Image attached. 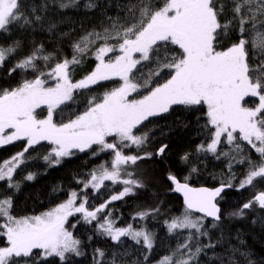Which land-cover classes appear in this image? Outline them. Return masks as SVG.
<instances>
[{
  "label": "snow or ice",
  "instance_id": "6c2138e0",
  "mask_svg": "<svg viewBox=\"0 0 264 264\" xmlns=\"http://www.w3.org/2000/svg\"><path fill=\"white\" fill-rule=\"evenodd\" d=\"M233 5L231 19H222L225 5L219 0H161L155 5L152 0H141L139 5L134 6V11L130 9L133 17L136 11L139 12L137 22L130 26L114 22L111 28H105L102 33H88L73 45L71 59L56 62L46 73L37 67V62L43 59L47 64L52 56L43 55L42 45L34 47L29 55L9 69L10 76L18 69H31L39 74L33 79L22 80L15 87L0 88V146L26 141L22 151L0 164V182L7 180L10 190L18 189L19 183L14 181V173L25 163L31 149L40 145L41 141H47L49 150L42 158L48 166L60 164L62 158L74 154L73 149L80 152L92 150L94 156L111 152L110 167L102 163L89 174L90 179L77 180L78 184H83L81 192L88 188L99 190L104 181L121 183L124 187L93 210L86 208V195L77 206L78 193L72 191L68 199L55 208L39 215L23 217L12 214L13 201L10 196L0 198V241H3L0 245V264H21V261L29 264L33 256L37 257L34 264H43L53 256L63 262L67 259V253L81 255L80 241L65 228L68 217L80 213L86 223L98 221L99 214L105 212L112 201L134 194V189L144 186L133 172L127 170V166L135 165L138 160L153 154H125V149L135 147L142 150L149 134L138 135L139 128L149 117L169 112L172 105L206 106L211 139L206 147L203 144L198 146L197 151L216 154L217 146L224 142L222 137H226L231 150L239 157H231V160L249 166L240 188L253 186L257 179L264 180V0H233ZM67 6L60 4L61 8ZM46 10L45 2L39 11ZM31 11L35 14L38 9L33 6ZM42 22L41 15L29 17L25 14L21 10L20 0H0V31H7L15 25L33 27ZM229 29L238 30L236 42L218 49L221 33L227 35ZM101 40L103 43L91 51L92 46ZM110 40L113 43H109ZM249 44L260 61L255 68L250 65ZM161 45L170 53L162 60L158 53ZM18 47V43L0 47V67ZM90 52L97 61L94 69L82 79L74 81L70 66L80 64ZM134 54H138V57ZM154 55L157 57L155 69L149 72L147 79L141 77L143 84L139 80L134 82V70L138 71V66L151 61ZM165 70L168 78L151 87L154 82L152 78L160 77ZM114 77L122 81L119 87L105 92L102 98H89L85 110L74 118L66 122L55 121L57 110L66 102L73 101L77 92L83 94L91 86ZM49 80L53 81L54 86L48 84ZM141 89L146 94L140 99L129 98L133 93L140 94ZM246 97H258L256 106L246 107L242 103ZM42 105L47 107V115L38 118L36 109ZM109 138H112L111 142ZM240 141L246 142L258 154V163L243 154ZM167 147L166 144L161 146L155 155L162 156ZM224 155L229 156L230 153L225 152ZM188 159L187 154L181 157L184 162ZM231 167L230 162L229 169ZM196 170L192 168L193 172ZM34 175L29 173L25 179L31 181ZM167 178L174 185L172 190L183 194L185 204L181 216L165 221L168 233L187 229L188 235L184 243L171 255L164 256L158 264H193L205 248L216 246L209 242L193 250L192 242L208 236L204 224L206 217L213 218V228L217 226L215 222L221 217L216 198L232 184H222L215 189H196L189 187L187 182L181 183L172 173ZM254 204L264 209V191L244 203L233 215H242L243 210ZM194 212L203 216L194 217ZM150 214L141 211L136 216L143 219ZM110 216L109 212L103 223H97L99 234L114 242L127 236L137 244L142 242L148 250L153 248L151 232L143 228L134 229L131 224L115 227ZM34 249L40 251L34 253ZM96 251L100 257L104 256L102 250ZM240 255L248 264H254L247 253ZM229 264H237L235 251Z\"/></svg>",
  "mask_w": 264,
  "mask_h": 264
},
{
  "label": "trees",
  "instance_id": "16d2710c",
  "mask_svg": "<svg viewBox=\"0 0 264 264\" xmlns=\"http://www.w3.org/2000/svg\"><path fill=\"white\" fill-rule=\"evenodd\" d=\"M45 2L47 10L39 11L40 6ZM140 2L141 0H20L21 10L26 15L29 17L41 15L43 22L33 27L21 28L15 25L10 26L7 31H0V47L19 44L16 52L9 56L0 67V88L15 87L22 80L33 79L39 74L31 69H18L13 75H9V69L13 68L18 60L29 55L34 47L42 45L43 55L52 56L47 64L43 59L37 62V67L46 73L50 67H54L56 62L65 58L71 59L73 45L88 33H102L105 28H111L114 22L129 26L137 22L139 12L136 11L133 17L130 9L134 11V6L139 5ZM219 2L225 5L222 19L224 17L231 19L233 0H219ZM62 3L68 6L61 8ZM152 3L159 4L161 0H152ZM33 6L38 9L35 14L31 11ZM238 35V30L233 29H229L227 35L222 32L217 45L218 49L226 48L236 42ZM101 43H103L102 40L97 41L91 51H94ZM109 43L113 41L110 40ZM249 52L251 53L250 65L255 68L260 61L251 44H249ZM158 53L161 60L170 55L163 45L158 49ZM134 55L138 57V54ZM156 60L157 57L154 55L151 61L139 65V70H134V82L139 80L143 84L149 72L155 69ZM96 63L90 52L80 64L70 66L72 79L74 81L82 79L94 69ZM167 78V70H165L160 77L152 78L154 82L150 86L155 87ZM120 83V79L114 77L91 86V89L84 91L83 94L77 92L73 101L66 102L61 109L57 110L54 116L55 121L66 122L74 118L76 114L85 110L89 98L94 96L102 98L105 92L118 87ZM48 84L52 85L53 81L49 80ZM143 94H146V91L141 89L140 94L133 93L130 98L139 99ZM242 103L246 107H255L258 97H246ZM206 111L205 105H172L169 112L149 117L137 132L138 135L145 132L149 134V139L142 150L135 147L130 150L125 149V154L141 156H145L146 153L153 154L138 160L135 165L127 166V170L133 172L135 178L144 186L134 189V194L112 201L105 212L99 214L98 221L86 223L80 213L69 216L65 222V228L80 241L81 255L67 253V259L63 262L59 257H48L43 264H158L164 256L171 255L187 239L188 230L177 229L173 234L168 233L165 221L181 216L185 211L182 199L172 190V182L167 178L169 173L174 174L179 181L193 186L214 187L220 184L227 185L229 182L232 184V187L224 191L218 200L221 207V220L215 222L217 226L213 228L214 221L204 219L208 236L192 242L193 250L196 246L203 247L209 242L216 246L211 249L205 248L193 264H229L234 251L237 264H248L240 253H247L248 259L254 264H264V209L254 204L249 209L243 210L242 215H233L244 203L253 200L256 193L264 191V180L257 179L253 186L239 187L249 171V166L247 163L239 164L231 160V157L237 159L239 157L235 151L231 150L226 137H223L224 142L217 146L216 154L197 151L198 146L202 144L206 146L211 139ZM45 114L44 108L37 111L39 118H43ZM111 139L109 138V142ZM165 144L168 146L165 153L162 156L155 155ZM240 144L244 148L243 154L258 163V154L247 146L246 142L240 141ZM25 145L26 141L20 140L0 146V164L22 151ZM48 150L47 141H41L40 145L29 151L25 163L14 173V181L19 183L18 189L10 190L7 180L0 182V198L9 196L12 198L14 216H32L46 212L64 202L72 191L78 192L80 201L86 195V208L93 210L109 200L111 195L123 190L124 185L121 183L113 184L111 181H104L99 190L88 188L81 192L83 184L77 183V180L90 179L89 174L93 169H98L102 163H107L110 167L112 160L110 151L98 156H94L92 150L75 151L73 155L62 158L60 164L48 166L42 158ZM225 152H229L230 155L225 156ZM185 154L189 156L187 162L181 160ZM230 162L231 169H229ZM192 168L197 170L193 172ZM29 173L35 174L31 181L25 179ZM154 209L159 211L152 212ZM141 211L152 214L141 219L136 216ZM109 212L111 213L109 218L115 222V227H126L131 224L134 229L143 228L151 232L153 248L148 250L144 248L142 242L137 244L127 236L121 237L119 242H114L109 237L99 234L97 223H103ZM193 216L199 215L193 214ZM73 224L76 225L75 228L72 227ZM2 244L3 241H0V245ZM97 249L104 252L103 257L99 256ZM33 251L36 253L40 250ZM36 261L37 257L33 256L29 264H34Z\"/></svg>",
  "mask_w": 264,
  "mask_h": 264
},
{
  "label": "water",
  "instance_id": "95a60500",
  "mask_svg": "<svg viewBox=\"0 0 264 264\" xmlns=\"http://www.w3.org/2000/svg\"><path fill=\"white\" fill-rule=\"evenodd\" d=\"M181 183H185V182H183V181H180ZM188 184V183H187ZM173 185V184H172ZM189 185V187H191V188H196V189H199V188H208V189H215V188H217V187H220L222 184H220V185H217V186H214V187H208V186H193V185H190V184H188ZM173 188H174V185H173ZM228 189V187H226L225 188V190L224 191H226ZM223 191V192H224ZM176 195H178L181 199H182V202H183V205H184V207H185V204H184V196H183V194L181 193V192H175V191H173ZM223 192L221 193V195L219 196V197H217L216 198V203H217V206L219 207V209H220V213H219V215H220V217H221V207H220V205H219V203H218V200H219V198L222 196V194H223ZM193 214H195V215H199V216H203V214L202 213H196V212H194ZM205 219H207V220H209V221H214L213 220V218H211V217H206ZM221 220V219H220ZM219 220V221H220ZM219 221H217V222H219Z\"/></svg>",
  "mask_w": 264,
  "mask_h": 264
},
{
  "label": "rangeland",
  "instance_id": "374dc122",
  "mask_svg": "<svg viewBox=\"0 0 264 264\" xmlns=\"http://www.w3.org/2000/svg\"><path fill=\"white\" fill-rule=\"evenodd\" d=\"M121 83H122V81H121ZM121 83H120V84H121ZM52 85H53V84H52ZM53 86H54V85H53ZM119 86H120V85H119ZM119 86H118V87H119ZM129 98H130V97H129ZM130 99H133V98H130ZM139 99H140V98H139ZM205 107H206V106H205ZM40 108H44V109L46 110V114H45V116H46V115H47V107L44 106V105H42ZM40 108L36 109V113H37V111H38ZM206 110H207V109H206ZM45 116H44V117H45ZM37 117H38V116H37ZM44 117H43V118H44ZM38 118H39V117H38ZM222 138H223V137H222ZM209 142H210V141H209ZM206 145H207V144H206ZM205 147H206V146H205ZM71 151H72V152H75V151H79V150H77V149H73V150H71ZM77 193H78V192H77ZM257 194H258V193H256L255 195H257ZM67 199H68V198H67ZM67 199H66V200H67ZM79 199H80V197H79V194H78L77 206H78V203L80 202ZM66 200H65V201H66ZM55 207H56V206H55ZM55 207H53V208H55ZM51 209H52V208H51ZM171 220H172V219H171ZM171 220H170V221H171ZM140 229H141V228H140Z\"/></svg>",
  "mask_w": 264,
  "mask_h": 264
}]
</instances>
